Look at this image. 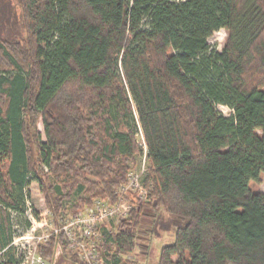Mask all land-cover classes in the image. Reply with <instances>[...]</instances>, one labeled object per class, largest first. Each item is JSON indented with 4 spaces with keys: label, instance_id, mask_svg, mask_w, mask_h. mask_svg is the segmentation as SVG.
Listing matches in <instances>:
<instances>
[{
    "label": "trees",
    "instance_id": "trees-1",
    "mask_svg": "<svg viewBox=\"0 0 264 264\" xmlns=\"http://www.w3.org/2000/svg\"><path fill=\"white\" fill-rule=\"evenodd\" d=\"M140 133L147 195L104 229L103 257L140 264L160 227L158 264H264V0H0V264L22 262L11 210L32 179L57 219L114 204Z\"/></svg>",
    "mask_w": 264,
    "mask_h": 264
},
{
    "label": "rangeland",
    "instance_id": "rangeland-1",
    "mask_svg": "<svg viewBox=\"0 0 264 264\" xmlns=\"http://www.w3.org/2000/svg\"><path fill=\"white\" fill-rule=\"evenodd\" d=\"M228 36V32L226 29L222 28L218 31H216L209 39L210 44L217 48L218 50H222L226 39ZM220 111L224 113L225 115H230L233 112V109L229 107L228 105H219ZM39 131H41L42 138L45 139V133H44V126L42 121L40 120L38 123ZM138 139L140 142V145L144 146V140L143 135L140 133L138 135ZM144 152L140 154L136 160V163L133 166V169L131 170L132 175H136L139 173V171L145 167V171L147 169V161L145 158V148L143 149ZM144 171V172H145ZM143 172V173H144ZM252 188L254 190H262L264 191V175L262 176V179L260 182H252ZM26 209L24 213H20L14 210H11L12 216L14 219V226H15V238H14V244L16 255L20 256L23 260L26 258V255L28 254L29 249H35L39 248L41 244L37 240H33L31 238L34 234L36 235H48V233L54 232V230L57 228L58 224H61V221L69 220L73 217V214L71 212V206L72 202L69 201L66 204V212L63 215V219L58 218L55 215V213L51 210V208L48 206V203L45 199V195L43 192L42 187L40 186L39 182L36 179H32L31 182H29V185L26 188ZM128 192H125L127 194ZM133 194H131L132 196ZM103 200V199H102ZM134 196L130 199L131 208L134 206L133 201ZM109 202V200H104ZM129 202V200H128ZM110 203V202H109ZM131 210L128 212L130 215ZM123 213V212H122ZM129 217H121V214H118L112 219L106 220L104 223L99 225V227L96 229L98 242L102 249H100L102 252V255H104V238H103V231L104 229L113 232V231H119L118 228L121 223L128 220ZM30 222L31 225L29 227H26V223ZM35 228V229H34ZM25 236V238H24ZM145 238H139L138 240V246L136 247L135 251L132 252L127 257L130 259H135L140 264H158L161 248L164 244L171 242L174 238L173 230L168 229L165 230L163 228L158 229V231L151 232L149 234H145ZM57 250L62 253H65V251L62 248V244L58 243ZM68 257L72 260V254H74L72 251L66 252ZM56 254V252H55ZM54 254V257H55ZM59 254V255H60ZM0 255H2L0 253ZM54 257L51 261H47L48 264H54ZM105 258V257H104ZM107 259V258H106ZM76 261V260H74ZM78 264H85L81 262L80 260L76 261Z\"/></svg>",
    "mask_w": 264,
    "mask_h": 264
},
{
    "label": "built area",
    "instance_id": "built-area-1",
    "mask_svg": "<svg viewBox=\"0 0 264 264\" xmlns=\"http://www.w3.org/2000/svg\"><path fill=\"white\" fill-rule=\"evenodd\" d=\"M144 146L145 158L147 161V146L146 144H144ZM144 171L145 167L136 175H132V173L129 174V180L120 188L118 199L114 204L98 199L93 206L87 207L84 211L73 215V217L67 221H61V224H58L54 232L41 236L34 234L31 238L40 242L39 244L45 245L50 240L51 236L55 235L58 237L64 232L70 243L69 249L77 253L82 262L86 264H114L101 254V246L98 242L96 229L106 220L112 219L118 214H121V217H129L128 212L132 209L130 206V199L134 196V193H137L140 199H145L147 190L142 184V175ZM125 192L128 193L125 194ZM131 194L133 195L131 196ZM13 242L12 244L15 243ZM2 252L3 251H0V253ZM20 264H48V262L40 255L38 248H35L29 249L26 258Z\"/></svg>",
    "mask_w": 264,
    "mask_h": 264
},
{
    "label": "crops",
    "instance_id": "crops-1",
    "mask_svg": "<svg viewBox=\"0 0 264 264\" xmlns=\"http://www.w3.org/2000/svg\"><path fill=\"white\" fill-rule=\"evenodd\" d=\"M60 253L61 252L56 251V254L54 257V264H78L76 261L70 259L66 252L62 253V254H60Z\"/></svg>",
    "mask_w": 264,
    "mask_h": 264
},
{
    "label": "bare ground",
    "instance_id": "bare-ground-1",
    "mask_svg": "<svg viewBox=\"0 0 264 264\" xmlns=\"http://www.w3.org/2000/svg\"><path fill=\"white\" fill-rule=\"evenodd\" d=\"M130 173H132V172H130ZM130 173H129V174H130ZM101 254H102V253H101Z\"/></svg>",
    "mask_w": 264,
    "mask_h": 264
}]
</instances>
